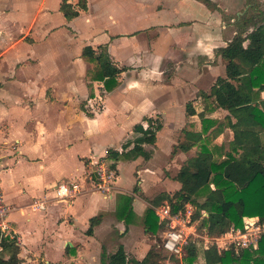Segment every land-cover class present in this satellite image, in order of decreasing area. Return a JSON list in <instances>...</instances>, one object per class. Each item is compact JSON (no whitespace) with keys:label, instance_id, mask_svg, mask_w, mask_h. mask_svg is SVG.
<instances>
[{"label":"crops","instance_id":"0c3cea01","mask_svg":"<svg viewBox=\"0 0 264 264\" xmlns=\"http://www.w3.org/2000/svg\"><path fill=\"white\" fill-rule=\"evenodd\" d=\"M79 3L0 0V190L13 206L9 222L20 246L19 264H107L120 245L129 259L144 258L156 242L152 244L149 232L136 221L143 223L149 200L162 192L172 194V187L180 189L175 176L197 147L187 156L190 151L181 150L175 141L177 129L202 130L201 94L210 93L216 80L226 75L218 49L237 34L220 21V12L227 10L222 0H87L86 9ZM65 5L72 8L71 17L65 16ZM87 45H106L114 62L126 68L113 91L89 76L92 63L82 56ZM129 72L135 79L124 84ZM99 93L106 99L104 108L96 111L93 101ZM114 98L120 99L119 105ZM190 103L194 115L187 112ZM217 113L207 116L218 118ZM123 115L130 121L115 134L114 145H91L93 136L110 132L103 127L108 117ZM145 118L163 122L156 142L145 146L152 157L176 153L175 159L182 161L172 177L162 178L157 168L149 167L156 175L155 192L163 188L160 193L136 195L137 183L145 192L143 169L132 188L117 185L122 166L132 162L135 174L138 158L107 159L119 170L113 192L91 189L71 199L55 198L58 182H84L109 149L122 152L121 143L133 137L134 126H148ZM242 139L241 132L226 128L215 141L229 150L232 142L240 144ZM125 194L134 195L135 216L129 225L117 217ZM36 199H47L46 208L34 209ZM165 205L167 201L160 207ZM99 215L89 232L91 219Z\"/></svg>","mask_w":264,"mask_h":264},{"label":"trees","instance_id":"16d2710c","mask_svg":"<svg viewBox=\"0 0 264 264\" xmlns=\"http://www.w3.org/2000/svg\"><path fill=\"white\" fill-rule=\"evenodd\" d=\"M80 8H87V0H80ZM66 17L73 15L68 5L62 7ZM78 12H76V15ZM238 32L219 54L226 62V75L219 77L211 92H203L201 98L205 106L199 113L202 118V130L184 132L179 148L190 151L200 149L187 159L175 176L181 187L173 194L162 192L149 200L144 215L145 229L158 236L165 226L161 224L156 208L167 201L173 213L185 211L187 204L195 208L193 220H200L198 231L210 237L223 234L230 226H243L244 217L259 216L264 220V22L245 34ZM83 58L94 64L91 79L103 82L106 91H113L118 85L124 67H119L111 57L106 45L94 48L84 47ZM218 108L228 112L224 121L207 116ZM189 115L196 114L192 103L187 106ZM148 126L139 123L134 132L139 135L129 148L122 152L109 149L106 159L113 161L136 160L139 157L150 159L152 152L146 145L154 144L157 132L162 129L160 119L145 118ZM226 122V123H225ZM214 127V128H213ZM226 128L241 132V143L232 142L230 149L219 146V155L211 149L215 141ZM138 190V186L134 191ZM133 196H121L117 210L118 219L127 225L133 222ZM102 215L91 219L89 232ZM19 243L15 237L0 235V264H19ZM186 264H198V250L194 242L185 248ZM202 264H264V235L257 249H244L239 252L229 250L220 252L211 247L204 253ZM171 258L162 244L153 245L142 259H129L125 248L120 245L108 256L107 264H165Z\"/></svg>","mask_w":264,"mask_h":264},{"label":"built area","instance_id":"2783aa9c","mask_svg":"<svg viewBox=\"0 0 264 264\" xmlns=\"http://www.w3.org/2000/svg\"><path fill=\"white\" fill-rule=\"evenodd\" d=\"M117 172L113 166L108 163L106 158H102L97 164L96 179L90 178L91 188H88V178L81 182L79 180H65L58 182L54 187L55 198L58 200L71 199L87 189L100 191L103 194H110L115 190V180ZM47 199H36L31 205L34 209H45ZM13 210L5 202L3 194L0 190V235L1 237L12 236L11 225L9 222V214ZM161 224L166 228L163 237V247L170 256H174L179 263L184 264L186 251L185 248L194 242L198 255L203 254L211 247H216L220 252L235 250L239 252L244 249H257L259 241L264 235V220L259 216L244 217L243 226H230L223 234L217 237H210L198 231L197 223L193 220L192 214L179 211L173 213L170 206L156 208ZM200 257V256H198ZM205 262V257H204ZM203 262V263H204ZM186 264V261H185Z\"/></svg>","mask_w":264,"mask_h":264},{"label":"rangeland","instance_id":"374dc122","mask_svg":"<svg viewBox=\"0 0 264 264\" xmlns=\"http://www.w3.org/2000/svg\"><path fill=\"white\" fill-rule=\"evenodd\" d=\"M224 5L227 7V10H222L221 15L223 20L220 21H224L227 27H232L233 31H235L236 33L241 32L243 30L245 31V34H247L248 32H250L251 30H253L257 25L261 24L262 22H264V0H222ZM239 16V18L237 17ZM59 19V18H58ZM234 19V20H232ZM60 20V19H59ZM58 21V20H57ZM157 32L159 30H156ZM230 30L227 29V32H229ZM79 36V34H77V37ZM155 37V36H154ZM30 39V38H29ZM219 50V49H218ZM165 64H167L165 62ZM91 65V69L90 71L93 70L94 68V64H90ZM168 65V64H167ZM90 67V66H89ZM168 73L169 71V67H167ZM89 76L91 77V74L89 72ZM127 79V81H126ZM135 79V73L134 72H129L126 75H124L123 77V81L124 84L130 82L131 80ZM206 82V81H205ZM205 85H207L205 83ZM97 85H94V89L96 88ZM100 96L97 97L96 101H93L94 104V108L96 111H101L104 108L105 105V94L104 93H99ZM113 103H115L116 105H119L118 103H120V99L119 98H114L113 99ZM219 111V113H217L218 116V120H220L221 122L225 120V115L222 112L221 109H217ZM215 110V111H217ZM214 111V112H215ZM222 112V113H221ZM136 112H131V116H134ZM130 117L128 119H126V116L123 115L119 118H114L113 116H110L107 118L106 120V124H103V127H109V131L107 133V135H96L93 136L90 141H91V145H99V144H109V145H114L116 142V135L118 134L117 132L125 129V127L128 126V123L130 121ZM160 118V117H159ZM162 118V115H161ZM120 122V123H118ZM226 123V122H225ZM214 128V127H213ZM101 130H104L101 128ZM178 133L176 134V143L180 142L181 140L184 139V131H179V129H177ZM225 131V130H224ZM116 134V135H115ZM226 135L223 136V138H225V142L224 144H227L228 146V142L227 139L229 138L227 133H224ZM139 134L135 133L134 131L132 132V136L133 137H127L122 143V148L126 149L129 148L130 145L132 144V140H134V138H136ZM79 136V134H74V138H77ZM162 142H165V137L163 136V138L161 139ZM217 141V140H216ZM216 141H212V143L210 144L211 149H213L214 152H216V156L219 155V146L220 143H217ZM219 142V141H218ZM226 146V145H225ZM121 148V146H120ZM200 149V147H197L198 151ZM226 149V148H225ZM193 150H195V147L193 148ZM192 151V150H191ZM191 151L188 152V155L191 154ZM175 154L176 153H172V160L169 161V156L170 155H166V156H157V157H152V159H145V158H138L135 162V174L133 172V166H132V162H128L126 164H124L121 168V172H120V179L118 178V181L116 182L117 185L119 187H131L134 186V184H136L137 182V178L138 177V171L143 169L144 171L141 170L140 172V176L142 177V181H143V189L145 192H143V190L141 189V184L137 183L139 185L138 190L134 191L136 192V195H140V196H144V194L147 195H151L153 192H155L154 187L155 183H157V181L155 180V176H154V172L149 170V167H154L158 169L159 172V176L160 177H167V176H174L177 172V168L179 165L182 164L181 159H175ZM108 163L112 165V161L108 160ZM148 169V170H146ZM118 169H116L117 172ZM119 173V170H118ZM136 175V176H135ZM96 179L97 177V166L93 169V171H90V173L87 174V185L88 188H91V180L90 178ZM91 189H87L85 192H89ZM163 190V188L157 190V192H155V194H158V192L160 193ZM169 190H171V193L173 194L175 192V188H170ZM154 194V195H155ZM134 197V195H131ZM139 196V197H140ZM164 204V203H163ZM194 210L195 208L193 206H191L190 204H187L186 209L184 212H187V214H194ZM137 225L139 226H143L144 224L142 223V221H136ZM197 223V227L199 228V224H200V220H196ZM166 230V228H164L163 231H161L159 233L158 236H154L152 234L149 233V239L151 240L152 244L156 242L160 244H162L163 242V235H164V231ZM169 255V254H168ZM106 256V255H105ZM200 257H198V264H202L204 262V256L203 254H199ZM107 257V256H106ZM183 263L185 264V260H183ZM165 264H175L172 260H166Z\"/></svg>","mask_w":264,"mask_h":264}]
</instances>
